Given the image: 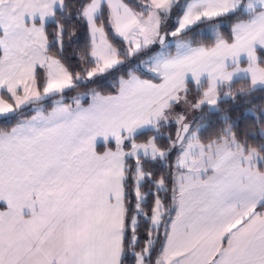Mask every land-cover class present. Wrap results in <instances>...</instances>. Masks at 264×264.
I'll return each mask as SVG.
<instances>
[{
  "label": "snow or ice",
  "instance_id": "6c2138e0",
  "mask_svg": "<svg viewBox=\"0 0 264 264\" xmlns=\"http://www.w3.org/2000/svg\"><path fill=\"white\" fill-rule=\"evenodd\" d=\"M257 98L264 0H0V264H264Z\"/></svg>",
  "mask_w": 264,
  "mask_h": 264
},
{
  "label": "trees",
  "instance_id": "16d2710c",
  "mask_svg": "<svg viewBox=\"0 0 264 264\" xmlns=\"http://www.w3.org/2000/svg\"><path fill=\"white\" fill-rule=\"evenodd\" d=\"M78 39H79V44H83L85 39H86V33L85 31L81 28L79 30L78 34ZM76 44H73L72 47H76ZM71 52V49L69 50ZM91 85H89L90 87ZM84 89H78V91H83ZM75 93H69V96L74 95ZM260 94H257V97H259ZM257 104H264V100L257 98L256 100ZM253 105L245 103L243 99L237 98L236 100H225L220 104V113L219 115L224 114L227 112L229 115H231L233 120L238 121L239 124V130L242 132H255L256 126L251 119L250 116L246 115V111L248 108L252 107ZM205 117L206 122H208L211 126L215 127L218 126V114H209L207 110L204 112L197 111L196 112V117ZM199 123L200 121L197 120ZM141 231L143 232V225L141 227Z\"/></svg>",
  "mask_w": 264,
  "mask_h": 264
},
{
  "label": "rangeland",
  "instance_id": "374dc122",
  "mask_svg": "<svg viewBox=\"0 0 264 264\" xmlns=\"http://www.w3.org/2000/svg\"><path fill=\"white\" fill-rule=\"evenodd\" d=\"M196 112H197V111H195V112H191V113L189 114V120H192V119H194V118L196 117Z\"/></svg>",
  "mask_w": 264,
  "mask_h": 264
}]
</instances>
